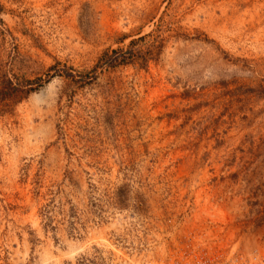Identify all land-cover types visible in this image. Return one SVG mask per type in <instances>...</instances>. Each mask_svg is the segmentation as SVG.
Wrapping results in <instances>:
<instances>
[{
    "label": "rangeland",
    "instance_id": "obj_1",
    "mask_svg": "<svg viewBox=\"0 0 264 264\" xmlns=\"http://www.w3.org/2000/svg\"><path fill=\"white\" fill-rule=\"evenodd\" d=\"M6 80L0 264L264 258V0H0Z\"/></svg>",
    "mask_w": 264,
    "mask_h": 264
},
{
    "label": "built area",
    "instance_id": "obj_2",
    "mask_svg": "<svg viewBox=\"0 0 264 264\" xmlns=\"http://www.w3.org/2000/svg\"><path fill=\"white\" fill-rule=\"evenodd\" d=\"M215 231V230H213ZM231 235L212 232L207 242V247L201 244L187 245L181 253L186 258L180 264H264L260 250L253 245L235 242ZM239 240V239H236Z\"/></svg>",
    "mask_w": 264,
    "mask_h": 264
},
{
    "label": "trees",
    "instance_id": "obj_3",
    "mask_svg": "<svg viewBox=\"0 0 264 264\" xmlns=\"http://www.w3.org/2000/svg\"><path fill=\"white\" fill-rule=\"evenodd\" d=\"M145 37L140 38L137 41H133L131 45L129 46L127 52H118V51H113V55L108 56L106 54L104 56V62L99 64V66L95 67L93 70V76L92 79H96L98 72L101 70L105 69H110V68H116L121 65H126L130 64L134 57L136 56V51L132 50V47L135 43L143 40ZM32 83H30L31 85ZM25 85L22 84H15L13 83L12 80H6V81H1L0 82V105L9 100H14L17 98H20L21 96H18L19 93H25L29 94L30 92H33L36 90L35 88L24 90ZM21 94V95H22Z\"/></svg>",
    "mask_w": 264,
    "mask_h": 264
}]
</instances>
